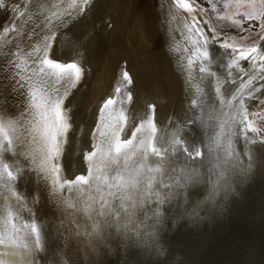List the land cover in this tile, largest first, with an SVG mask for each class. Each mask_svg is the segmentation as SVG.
I'll use <instances>...</instances> for the list:
<instances>
[{"label":"snow or ice","instance_id":"1","mask_svg":"<svg viewBox=\"0 0 264 264\" xmlns=\"http://www.w3.org/2000/svg\"><path fill=\"white\" fill-rule=\"evenodd\" d=\"M92 3L0 0L12 13L0 29V105L12 109L0 108V256L14 264H71L69 243L113 237L164 255L168 223L219 207L264 146V0H159L161 30L181 37L168 50L195 113L159 126L154 102L131 107L126 65L92 125L76 124L68 101L86 69L69 29ZM196 126L201 135L184 134ZM33 178L29 200L19 187ZM40 191L60 213L51 232L36 216Z\"/></svg>","mask_w":264,"mask_h":264},{"label":"bare ground","instance_id":"2","mask_svg":"<svg viewBox=\"0 0 264 264\" xmlns=\"http://www.w3.org/2000/svg\"><path fill=\"white\" fill-rule=\"evenodd\" d=\"M164 11L167 14V4ZM5 15L0 14V21ZM102 19L105 22L103 33ZM108 21L112 25L110 28ZM69 32L73 39L80 41L86 69L82 84L68 101L74 109L77 125H92L94 106L109 94L122 65H126L133 80L130 89L133 109L139 112L146 103L154 102L158 126L169 121L173 110L181 121L185 119L182 118L184 112L188 116L195 115L190 108L185 110L190 93L184 91L182 75L174 62L173 53L168 50L174 37L176 41L180 40L174 32L161 30L159 0H93L87 13L72 24ZM179 58L180 53L177 52L175 59ZM8 99L15 103L11 96ZM5 107L8 111L12 110L10 105H0V108ZM201 133V127L196 126L185 129L184 134L192 137ZM261 148L260 145L255 146V159L260 156ZM256 167L258 169L255 162V169L234 184V190L227 199L220 201L219 207L210 213H202L204 219L170 221L162 234L166 238V242H163V237L161 241L164 255L170 254L171 258L182 259L189 264H239L242 261L250 264L255 255L262 252L258 244L261 242L259 233L262 235L264 228V164L258 170ZM35 189L34 178L26 184L20 182L19 190L24 191L29 200ZM35 212L38 220L46 223L49 232L52 231V224L60 218V213L54 210L44 191H40V202L35 205ZM247 216L252 217L255 223L252 230L246 225ZM224 237L228 240L225 241ZM202 243L207 245L204 258L199 256ZM124 250V243H117L113 237L108 246L94 249L72 242L66 251L71 264H126ZM0 251L7 249L0 246ZM144 254L152 256V264L170 261L155 252ZM0 259L6 260L7 264H14L15 261L10 255L0 256ZM258 261L260 264L261 259Z\"/></svg>","mask_w":264,"mask_h":264},{"label":"water","instance_id":"3","mask_svg":"<svg viewBox=\"0 0 264 264\" xmlns=\"http://www.w3.org/2000/svg\"><path fill=\"white\" fill-rule=\"evenodd\" d=\"M53 208L56 212L57 209L55 208V205H53ZM59 213V212H58ZM246 225L248 228H250L252 230V228L254 227L255 223L253 221L252 217L247 216V222ZM163 237V236H162ZM164 240V241H163ZM163 240L161 238V241L166 242V238L163 237ZM125 247V259H126V264H152L154 262V260L152 259V256L149 255L148 257L145 256L144 252H142L141 250L135 248V247H129L127 245L124 244ZM207 249V245L202 243L200 248H199V256H202V258L206 257L207 252H205ZM174 250V249H173ZM166 256V259L170 260L164 262V264H189L188 262H185L182 259H177V258H171L170 254L168 255H164L162 256L163 258Z\"/></svg>","mask_w":264,"mask_h":264},{"label":"rangeland","instance_id":"4","mask_svg":"<svg viewBox=\"0 0 264 264\" xmlns=\"http://www.w3.org/2000/svg\"><path fill=\"white\" fill-rule=\"evenodd\" d=\"M19 2V0H12V3H18ZM205 7H207V5H205ZM1 13H6V15H5V18H3L1 21H0V27L2 28L3 26H5V25H9L11 22H12V13L11 12H8V11H0V14ZM102 22H103V24H102V33H103V31H104V25H105V22L103 21V19H102ZM17 23H18V21H17ZM175 33V35H176V37L181 41V37H180V34H179V32H174ZM106 50V49H105ZM246 103H247V101H246ZM250 108H249V110L251 111L252 109H253V107H254V105H250L249 106ZM185 110L186 111H188V108H185ZM184 110V111H185ZM174 112H172V116H176V113H175V110H173ZM183 117H185V112H184V114H183V116H182V118ZM184 119V118H183ZM261 150H262V152H261V154H260V156L259 157H257V159H255V162H256V164H257V166H258V169H260L259 167L260 166H262L263 164H264V152H263V150H264V148H263V146H262V148H261ZM255 169V168H254ZM257 169V167H256V170H258ZM262 232V235H261V233H259V238L261 239H259V241H261L262 243H263V245H262V243L260 242L259 244H258V246H259V251H262V252H258V254H256L255 255V258H253L254 260H252L251 261V263L250 264H256V263H258L259 264V261L258 260H260L261 259V261H260V264H264L263 262H264V248H260V247H264V239H262V238H264V228H263V231H261ZM260 235H261V237H260ZM219 238H221L220 237V235H219ZM224 240L225 241H227L228 240V238L227 237H224ZM256 256H257V258H256ZM259 256V257H258ZM246 261H242V262H239V264H247V262L245 263ZM256 262V263H255Z\"/></svg>","mask_w":264,"mask_h":264}]
</instances>
